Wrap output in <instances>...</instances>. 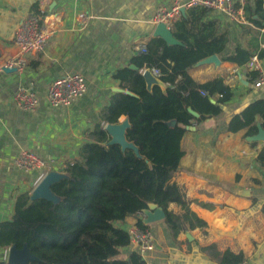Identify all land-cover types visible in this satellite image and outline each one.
<instances>
[{
  "label": "crops",
  "instance_id": "crops-1",
  "mask_svg": "<svg viewBox=\"0 0 264 264\" xmlns=\"http://www.w3.org/2000/svg\"><path fill=\"white\" fill-rule=\"evenodd\" d=\"M173 1L0 0V60L20 57L13 42L15 30L41 7L54 26L45 51L26 57L24 72H0V224L13 217L17 198L32 196L41 182H37L41 173L26 175L17 169L19 152L28 150L43 158L47 163L45 176L55 173L66 177L67 164L79 157L85 145L97 142L95 131L99 127L106 131L111 124L105 119V109L117 94L128 90L121 75L138 70L133 62L140 54L137 47L163 39L153 18L159 7L170 6ZM213 18L228 30L234 47L255 43L264 48V29L259 33L247 20L237 23L220 12ZM170 30L173 33L176 25ZM218 60L199 62L191 76L201 84L226 76L233 97L221 116L188 128L182 142L185 156L176 175L192 210L209 227L182 233L181 244H176L162 222V229L150 224L155 230V248L164 237L171 248L170 254L165 252L167 257L146 258L147 264H220L213 252L203 250L211 245L219 252H243L250 264H264V185L256 183L264 179V169L257 161L264 140H252L245 136L246 131H227L234 115L264 98V85L256 88L249 84L247 64L238 67ZM69 73L85 78L87 92L71 106L54 110L47 102L48 88L54 78ZM21 84H34L40 99L34 113L19 109L14 102ZM167 88L165 84L162 87ZM126 121L128 117L121 116L116 124ZM143 218L145 222L146 214ZM130 224H137V219L128 218L125 225ZM5 250L0 248V259ZM132 250L134 246L126 249L123 257Z\"/></svg>",
  "mask_w": 264,
  "mask_h": 264
},
{
  "label": "trees",
  "instance_id": "trees-1",
  "mask_svg": "<svg viewBox=\"0 0 264 264\" xmlns=\"http://www.w3.org/2000/svg\"><path fill=\"white\" fill-rule=\"evenodd\" d=\"M239 7L260 33L264 29V0H246L244 5L236 4ZM216 13L190 9L176 23L173 36L177 44L153 40L146 53L134 58L138 70L121 75L125 88L136 96L117 94L105 109V119L116 124L121 116L128 117L127 141L142 157L131 149L123 151L119 144L109 145L108 133L99 127L94 133L97 142L85 145L79 157L67 164L66 177L52 185L56 202L32 200L29 194L17 198L13 217L0 224V248L16 246L21 250L27 245L36 258L29 264H147V256L137 248L123 257L133 246L125 229L128 218H136L139 227L153 233L143 216L150 205H157L165 214L162 223L176 244H181L182 233L209 227L192 210L176 175L185 156L182 142L188 128L221 116L233 91L225 82L226 76L201 84L192 78L191 70L213 55L238 67L248 64L254 55L264 62V48L259 44L234 47L228 30L213 18ZM144 68H157L168 88L154 85L149 90L141 73ZM257 76L251 72L249 84ZM259 127L264 129V98L234 115L227 131H246V137H253ZM257 161L264 169V148ZM256 183L264 185V179ZM203 250L213 252L220 264L245 260L243 252H219L214 245Z\"/></svg>",
  "mask_w": 264,
  "mask_h": 264
},
{
  "label": "built area",
  "instance_id": "built-area-1",
  "mask_svg": "<svg viewBox=\"0 0 264 264\" xmlns=\"http://www.w3.org/2000/svg\"><path fill=\"white\" fill-rule=\"evenodd\" d=\"M246 0H174L170 6L159 7L154 15L155 25H165L168 29L193 8H205L215 10L227 16L237 23H246L242 7L236 8V4L244 5ZM54 26L46 18V9L40 8L37 13L30 14L17 26L14 35V45L19 49L20 57L0 60V72L6 69H14L17 72H24L27 66V58L30 55L43 53L53 35ZM147 46L142 44L137 47L139 53H146ZM150 71L151 74L160 79L162 74L157 68H144L141 73ZM257 72L258 76L253 81L256 88L264 85V62L254 55L245 68V74ZM250 78V77H249ZM87 92L85 78L80 74H65L58 76L51 82L47 92L48 105L54 109H61L71 106L75 101L82 98ZM207 96V92L202 93ZM16 106L25 111L34 113L40 107V99L34 88V84H21L14 95ZM16 166L20 172L26 175L41 173L38 183L45 177L47 169L46 161L32 151L22 150L16 159ZM129 233L132 244L145 257L148 252L154 251V235L150 230L143 229L137 224H130L125 227ZM10 250H5L0 264L9 263ZM241 264H250L244 260Z\"/></svg>",
  "mask_w": 264,
  "mask_h": 264
},
{
  "label": "water",
  "instance_id": "water-1",
  "mask_svg": "<svg viewBox=\"0 0 264 264\" xmlns=\"http://www.w3.org/2000/svg\"><path fill=\"white\" fill-rule=\"evenodd\" d=\"M157 34L160 35L163 39H165V41L168 42V44L178 43V41L174 38L171 30L168 29L165 25H162V24L158 25ZM209 58H212V60L215 62H219L218 56L216 55H213L206 59H209ZM143 76L147 82V86L149 90H151V88L154 85H159L161 87H163L164 85L161 82V80L155 78L151 74L150 71L145 72ZM119 92H124V91L119 90ZM124 93L130 96H136L133 92L129 90L125 91ZM190 111L195 117H199V114L192 111L191 109ZM128 128H130L129 120L124 122L123 124H109L108 126H106V131L111 136L109 145L119 144L122 147L123 151L127 149H131L137 154L138 157H142L140 155L139 149L133 143H130L127 141L126 131ZM251 139L254 141H260V140L263 141L264 140V129L260 127L259 133L256 136H253ZM61 179H62L61 176L55 173L45 176L43 180L40 182V184L37 186V188L34 190L33 195L31 196L32 200L46 199V200L56 202L58 199L52 193L51 187L54 183H56L57 181ZM145 214H146V219L144 223H146L147 225L162 221L165 218V214L163 210L157 207V205L155 204L150 205V209L147 210ZM35 259L36 258L33 256V254L31 253L27 245H25L23 249L21 250L17 249L16 246H12L10 248V256H9L10 264H29L31 261Z\"/></svg>",
  "mask_w": 264,
  "mask_h": 264
},
{
  "label": "rangeland",
  "instance_id": "rangeland-1",
  "mask_svg": "<svg viewBox=\"0 0 264 264\" xmlns=\"http://www.w3.org/2000/svg\"><path fill=\"white\" fill-rule=\"evenodd\" d=\"M160 222H162V221H159V223H157V222H155L156 224V226H158L159 227V229H162V228H160V227H162V223H160ZM151 230H152V228H150ZM153 231V230H152ZM155 231V230H154ZM154 231H153V233H154ZM167 234H168V232H167ZM156 243V239H155V241H154V244ZM158 248V249H157ZM170 248H171V243H170V241H168V239H167V237H164L162 240H161V242H160V247H157L156 246V248H154V251H152L153 253L151 254V256H149L148 257V255H147V258H159V257H161V256H165V257H167L166 256V254H165V252H167V254H170L169 253V250H170ZM7 250H10V248H8ZM1 260V259H0Z\"/></svg>",
  "mask_w": 264,
  "mask_h": 264
}]
</instances>
